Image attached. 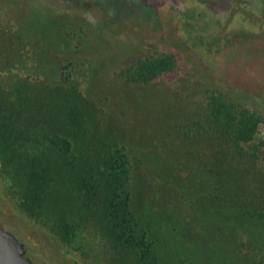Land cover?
Returning a JSON list of instances; mask_svg holds the SVG:
<instances>
[{
  "label": "rangeland",
  "instance_id": "1",
  "mask_svg": "<svg viewBox=\"0 0 264 264\" xmlns=\"http://www.w3.org/2000/svg\"><path fill=\"white\" fill-rule=\"evenodd\" d=\"M163 5L126 0L103 4L0 0L2 94L17 83L79 92L90 104L91 130L100 143L117 140L133 168V190L136 193L139 185L145 187L143 195L133 196L131 205L154 222L146 231L158 264H252L264 259V224L241 223L233 231L235 237L230 229L232 238L243 243L226 253L181 238L172 224L160 221L163 215L158 204L168 200L170 208L177 207L180 224L191 232L211 230L214 238L221 237L216 225L207 229L194 222L189 207L194 188L184 187V179L192 173L189 163L194 165L192 160L200 151L198 134L208 127V92L264 120V35L227 34L225 41L213 46H189L182 28L191 21L168 17L166 11H171ZM218 21L210 16L200 18L203 26L215 23L218 27ZM209 31L215 29L208 27ZM164 54L174 58L171 71L147 82L126 78L128 65ZM263 140L264 127H260L251 144ZM259 154L263 156L264 148ZM192 176L195 180L197 175ZM6 181L0 162V226L15 236L34 264L136 263V252L115 246L104 221L83 208L71 190L62 205L73 208L80 219L79 227L68 236L58 227H48L53 216L48 207L38 218L23 210L19 191ZM146 197L152 200L149 211L141 201ZM138 222L145 226L142 219Z\"/></svg>",
  "mask_w": 264,
  "mask_h": 264
},
{
  "label": "trees",
  "instance_id": "2",
  "mask_svg": "<svg viewBox=\"0 0 264 264\" xmlns=\"http://www.w3.org/2000/svg\"><path fill=\"white\" fill-rule=\"evenodd\" d=\"M174 65L173 56L164 54L140 59L124 71L130 81L147 82ZM59 87L17 83L4 94L0 87V162L7 185L19 191L22 209L35 218L48 207L53 212L48 227H58L68 236L79 227L80 219L73 208L62 205L71 190L83 208L104 221L115 246L136 252L135 264H158L146 231L154 222L132 207L133 196L143 195L145 187L139 185L136 193L133 190V168L126 149L117 140L100 143L91 130L90 104L79 92ZM207 107L208 127L205 133L199 132L200 151L192 160L194 165L189 163L197 176L194 180L190 173L183 186L194 188L189 202L194 222L207 229L216 225L222 235L214 238L211 230L191 232L180 224L178 208H170L168 200L158 204L163 215L159 219L172 224L187 241L232 253L243 243L232 238L239 224H264V154H259L264 140L251 144L264 120L212 91L207 93ZM141 201L147 211L152 209L151 199ZM252 264H264V259Z\"/></svg>",
  "mask_w": 264,
  "mask_h": 264
},
{
  "label": "flooded vegetation",
  "instance_id": "3",
  "mask_svg": "<svg viewBox=\"0 0 264 264\" xmlns=\"http://www.w3.org/2000/svg\"><path fill=\"white\" fill-rule=\"evenodd\" d=\"M108 0H91V3H102ZM124 1V0H123ZM166 4L162 7L170 9L166 15L170 18H184L189 26H184L185 39L189 46L196 47L206 44H216L226 40V35L240 34L264 35V0H126ZM86 2V1H85ZM88 2V1H87ZM90 2V1H89ZM148 7V6H146ZM152 9V7H151ZM149 13V12H148ZM190 14V15H189ZM190 16V17H189ZM211 17L219 19L218 27L214 24L202 25L200 18ZM217 21V20H216ZM216 23V24H217ZM175 27V23H174ZM208 27L215 31H208ZM220 27V28H219ZM219 31H216V30ZM210 33V34H209ZM224 35L223 38L220 37ZM240 40V39H237ZM251 41V39H249ZM254 42V41H253ZM251 42V43H253ZM254 44V43H253Z\"/></svg>",
  "mask_w": 264,
  "mask_h": 264
},
{
  "label": "water",
  "instance_id": "4",
  "mask_svg": "<svg viewBox=\"0 0 264 264\" xmlns=\"http://www.w3.org/2000/svg\"><path fill=\"white\" fill-rule=\"evenodd\" d=\"M0 264H34L25 256L23 245L0 226Z\"/></svg>",
  "mask_w": 264,
  "mask_h": 264
}]
</instances>
